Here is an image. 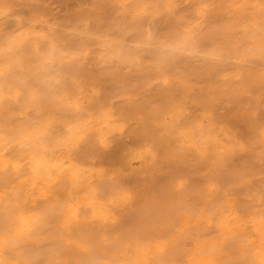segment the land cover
Wrapping results in <instances>:
<instances>
[{"label": "bare ground", "instance_id": "1", "mask_svg": "<svg viewBox=\"0 0 264 264\" xmlns=\"http://www.w3.org/2000/svg\"><path fill=\"white\" fill-rule=\"evenodd\" d=\"M56 1L0 0V264H264V0Z\"/></svg>", "mask_w": 264, "mask_h": 264}, {"label": "rangeland", "instance_id": "2", "mask_svg": "<svg viewBox=\"0 0 264 264\" xmlns=\"http://www.w3.org/2000/svg\"><path fill=\"white\" fill-rule=\"evenodd\" d=\"M71 1L75 2L73 0H71ZM93 1L94 0H85L84 1L85 2L84 6H89ZM56 2H57L56 0H54V1L53 0L52 1L48 0V2H47V3H49L48 6L50 7V9H52L51 11L53 12L54 15L56 14V16H58V15L59 16H64V15L68 14L71 11L70 6H65L62 3H59V2L56 3ZM60 4H62V5H60Z\"/></svg>", "mask_w": 264, "mask_h": 264}]
</instances>
